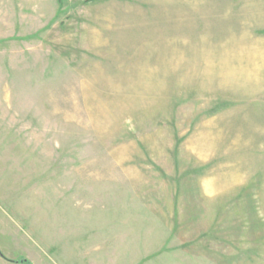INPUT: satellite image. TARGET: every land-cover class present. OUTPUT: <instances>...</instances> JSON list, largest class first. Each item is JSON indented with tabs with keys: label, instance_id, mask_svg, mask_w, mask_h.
Returning <instances> with one entry per match:
<instances>
[{
	"label": "rangeland",
	"instance_id": "obj_1",
	"mask_svg": "<svg viewBox=\"0 0 264 264\" xmlns=\"http://www.w3.org/2000/svg\"><path fill=\"white\" fill-rule=\"evenodd\" d=\"M0 264H264V0H0Z\"/></svg>",
	"mask_w": 264,
	"mask_h": 264
},
{
	"label": "trees",
	"instance_id": "obj_2",
	"mask_svg": "<svg viewBox=\"0 0 264 264\" xmlns=\"http://www.w3.org/2000/svg\"><path fill=\"white\" fill-rule=\"evenodd\" d=\"M63 1H64V0H58V2H59V4H60V8H61L62 5H63ZM22 263H24V262L22 261Z\"/></svg>",
	"mask_w": 264,
	"mask_h": 264
}]
</instances>
